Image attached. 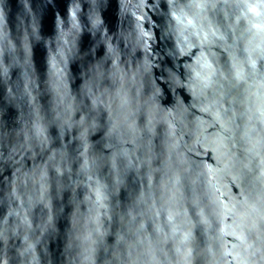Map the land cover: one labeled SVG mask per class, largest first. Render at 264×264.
Returning a JSON list of instances; mask_svg holds the SVG:
<instances>
[{"label": "clouds", "instance_id": "1", "mask_svg": "<svg viewBox=\"0 0 264 264\" xmlns=\"http://www.w3.org/2000/svg\"><path fill=\"white\" fill-rule=\"evenodd\" d=\"M19 4L10 27L0 0V264H52L51 217L34 224L28 210L73 161L89 179L103 161L193 194L200 242L136 232L108 264H264V0ZM233 185L227 202L211 195Z\"/></svg>", "mask_w": 264, "mask_h": 264}, {"label": "water", "instance_id": "2", "mask_svg": "<svg viewBox=\"0 0 264 264\" xmlns=\"http://www.w3.org/2000/svg\"><path fill=\"white\" fill-rule=\"evenodd\" d=\"M4 2L11 27L21 6L19 0ZM37 55L43 56V53ZM49 100L50 97L45 96L41 103L47 105ZM13 118L14 113L10 110L6 119L11 122ZM49 132L55 135L56 130L52 128ZM98 139V135L91 138L96 153L101 151L100 145L96 144ZM78 149V143L73 141L68 149L69 156H75ZM211 156L209 151L205 159L211 161ZM79 163L71 162L70 175L59 180L49 171L47 179L39 184L43 198L35 201L28 210L29 220L34 224L43 223L51 217L52 228L46 241L52 264H72L77 257H87L84 264H108L110 253L124 252L125 246L117 244V240L124 237L131 242L136 232L140 233L141 238L155 241L157 230H160L161 238L171 235L174 230L182 236H189L190 231L196 242L201 241L203 225L195 224L193 208L188 203L193 194L183 180L176 188L169 189L165 181L153 177L150 188L147 174L124 169L122 165H118L119 171H115L103 161L89 179L88 175L79 172ZM27 166H32L31 160L27 161ZM5 174L11 176V170ZM238 192L239 188L233 185L228 191L213 188L211 195L227 202L230 196ZM169 197L171 200L166 210L162 211V205ZM203 219L207 220L206 214ZM141 224L144 225L143 229H140ZM74 236H88V239L80 243L72 239ZM98 236L102 237V242L94 243ZM227 239L232 240L233 237ZM106 248L109 249L108 253L105 252ZM191 264H201V261L193 258Z\"/></svg>", "mask_w": 264, "mask_h": 264}]
</instances>
